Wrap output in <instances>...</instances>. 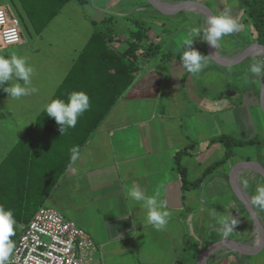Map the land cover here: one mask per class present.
Instances as JSON below:
<instances>
[{
  "label": "crops",
  "instance_id": "0c3cea01",
  "mask_svg": "<svg viewBox=\"0 0 264 264\" xmlns=\"http://www.w3.org/2000/svg\"><path fill=\"white\" fill-rule=\"evenodd\" d=\"M220 1L222 8L215 0L219 13L237 3V0ZM203 2L214 10L207 0ZM236 13L233 10L232 15L235 17ZM202 19V26L206 27L205 17ZM188 22L194 20L188 18ZM34 35H37V41L33 34L26 35L27 48L19 50L17 45L21 44H15L8 50L9 58L12 55L22 57L33 68L31 87L37 91L18 99L6 92L0 95V120L6 121L5 136L6 131L15 135V131L23 129L21 137L14 139L24 144L16 169L27 167L31 172L36 169L35 175L28 179L26 175L24 177L28 184H40L43 188L39 190H45V181L53 182L45 199L42 196L35 199L36 210L30 213L28 221L40 203L63 212L97 244L94 259L89 264H198L207 247L225 239L218 223L221 217L230 215L237 219L242 212L239 217L244 223L248 222L243 214L244 206L233 190L230 173L237 162L244 160L258 161L264 166V147L253 158L237 155V146L234 155L214 169L203 185L186 191L182 188L174 158L183 151L181 163L187 168L189 178L196 180L225 155L224 143H212L213 139L233 135L244 141L255 140L260 133L264 138L261 77L250 76V73L244 76L245 80L251 78L255 83L251 89L250 86L236 89L237 84L218 86L216 79L209 80L205 73L218 70L234 76L227 70L234 65L222 66L212 60L207 53V42L200 38L198 50L208 56V65L192 75L182 66L178 54V48L183 50L180 47L182 34H174L163 45L168 57L160 54L150 59L145 68L139 69L133 83L115 98L109 113L95 129L89 134L85 132L84 136L83 131L73 128L61 134L59 125L52 123L53 118L38 110L36 105L45 98L41 81L47 68L41 61L47 50L43 52L45 47L39 42L46 36L43 33ZM226 36L219 41V51L228 59L250 45L251 39L243 32ZM229 39L239 42L234 49H229ZM170 52L174 53V58ZM256 60L251 56L244 61L250 65ZM17 82L23 84L14 78L10 85ZM74 146L80 149V159L75 164L70 161V150ZM250 183L255 184L252 189L256 194L259 187H264V176L253 174ZM133 185L146 195L159 194L158 202L163 203V210L169 213L168 223L162 230L147 223V210L142 204L127 198L125 189ZM238 225L239 220L235 229ZM245 225L240 234L232 233L227 238L244 245L255 244L258 230L250 224ZM263 254L264 248L253 255L228 251L219 254L212 263L227 264L224 261L227 258L229 264H264Z\"/></svg>",
  "mask_w": 264,
  "mask_h": 264
},
{
  "label": "rangeland",
  "instance_id": "374dc122",
  "mask_svg": "<svg viewBox=\"0 0 264 264\" xmlns=\"http://www.w3.org/2000/svg\"><path fill=\"white\" fill-rule=\"evenodd\" d=\"M16 3L15 0H0V9L7 12L10 17H18L20 19L22 34H23V42L19 46V50H23L27 48L29 43L26 41L28 33L33 34L34 40L37 41V33L35 28L32 25V21L28 17L25 8L20 0ZM164 3L170 4H177L184 0H161ZM203 2L204 0H196ZM208 3L212 6L214 10L217 7L215 4V0H207ZM218 7L222 8L221 1L218 0ZM222 1H231V0H222ZM149 2L148 0H86V1H79V0H58V7L57 12L53 14L52 18L50 19L49 25L47 28L43 29L39 33H43L46 38L43 37V41H39L43 48V52L45 50L46 53H43L42 58L43 60L41 63L47 68V73L44 74L42 79L41 89L45 90L42 94L45 96L38 105V110H43L45 105H47L50 101V98L53 95H56L61 86L59 84L70 76L72 67L75 64H80L82 59H85L84 56V49H86L87 44L89 43L92 32L94 30V26L97 24H103L104 21H108L112 28L113 38L109 39L110 41L107 42H98L101 43L100 47H105L107 51L111 54L113 50L116 53H126L124 56V61L133 64L138 67L136 73H138L142 68L147 66L148 62H151L150 59L158 56L164 55L167 58L168 53L164 52L163 45L166 44V41L174 34H186L191 30L192 27L202 26V17L204 16L206 21H204V25H207L208 17L206 14L199 9H188L183 10L184 13L177 15L171 14H164L156 9L151 3L152 6L146 5ZM205 3V2H204ZM239 2H234L233 7L231 8L232 12L237 13L235 17L239 19L241 24L240 32H243L250 38V44L254 42H258L256 40V32L254 28L248 23V27H245V23L243 22V10L242 8L238 7L237 4ZM144 4V5H143ZM146 5V6H145ZM217 10V9H216ZM215 12V11H214ZM189 16V17H188ZM199 17V18H198ZM186 18V19H185ZM188 18L194 20V22L189 23ZM202 20V21H201ZM245 27V28H244ZM25 30V33H23ZM25 36V37H24ZM226 36L225 38H227ZM30 40V38L28 39ZM198 38L194 41L193 47L199 48L197 44ZM1 41V39H0ZM226 41V40H225ZM224 41V43H225ZM252 41V42H251ZM2 42V41H1ZM0 42V56L9 57V50L8 48L14 47V45L6 46ZM239 42L236 40L229 39L228 46L229 49H234ZM136 44L137 49L134 53H132L133 45ZM156 44L161 46V49L156 50ZM183 44V41H182ZM16 46V45H15ZM132 46V49H131ZM155 46V48H154ZM227 46V47H228ZM232 46V47H231ZM234 47V48H233ZM146 49H153V53L157 51V53L153 56L146 55ZM155 49V50H154ZM220 43L218 42L217 48L215 51L219 56H223L220 51ZM246 49V48H245ZM244 49V50H245ZM243 50V51H244ZM149 51V50H148ZM242 51V52H243ZM14 51H12L13 54ZM17 54L19 51L15 50ZM241 52V53H242ZM207 53H208V43H207ZM240 53V54H241ZM135 54V55H133ZM169 55L174 58V53L170 52ZM239 55V54H238ZM237 55V56H238ZM17 56V55H16ZM161 56V57H162ZM236 56V57H237ZM259 60V57L264 60V54L262 52H256V54L252 55ZM235 58V56H233ZM251 57V56H249ZM248 57V58H249ZM228 59V58H227ZM231 59V58H230ZM154 61L151 63L153 65ZM141 66V67H140ZM248 61H244L237 63L234 66H230L227 69L228 71L231 70L234 76L227 74V72L222 71L221 73L217 70L216 72H209L205 73L208 75L207 77L209 80L211 78H215L216 82H218V86L226 87V86H235L237 84V88L240 90L247 88L250 86H254V82L252 79L247 78L248 80L244 79V76L247 77L248 68H249ZM107 70L109 76L114 74V65L111 63H99V70L98 73H103V71ZM140 69V70H139ZM74 72V69H73ZM97 73V72H96ZM140 73V72H139ZM237 74V77L235 75ZM34 75V74H32ZM251 76V75H250ZM89 79L96 80V76H91ZM14 80V78H13ZM90 82V80H87ZM11 82V81H10ZM9 82V85H10ZM62 82V85L64 84ZM91 84V82H90ZM5 85V86H9ZM59 86V87H58ZM264 86V78H260V91ZM98 88V86H96ZM130 85L127 87L129 88ZM126 88V89H127ZM214 91V87L211 88ZM56 91V92H55ZM0 92H4L0 89ZM120 94H115L113 96H106V102L110 103L109 101H113L115 98L119 97ZM37 110V111H38ZM52 123L54 124L56 121L55 119H51ZM5 122L0 120V206L4 208H8L13 212V216L17 223V230L18 233L21 234L23 228L29 222V215L35 209V199L40 198V196L45 199L50 192V189L53 185V182L45 181L46 188L44 191L39 190V188H43L40 184L29 183L28 191L22 187L21 183L15 182L16 177L15 173L20 174L21 169H16V164L20 161L21 158L19 155L21 149L24 144L15 142L14 139L16 137H21L23 133V129H18L19 131H15V135L13 132L6 131V136L3 130L5 128ZM2 125V126H1ZM16 130V129H15ZM21 131V133H20ZM260 137H256L253 143L249 145L239 146L237 155L239 154L242 156L250 155V157L256 158L259 154L257 152L260 150L262 151L264 145V138L262 137L263 134L260 133ZM260 139V140H259ZM42 145V142H40ZM258 145V146H257ZM235 148L233 151L235 152ZM29 169V172H28ZM27 169L26 178H30L31 175H35L37 173L36 169L31 168ZM253 174H260L256 171H247L244 172L239 179L240 186L244 189L248 199L250 200L251 197L255 196V190L252 188L255 186L254 183H250V177ZM21 175V174H20ZM22 176V175H21ZM40 187H39V186ZM26 186V185H25ZM26 188V187H25ZM39 191L41 192L39 195ZM23 193L20 201L16 200V197ZM27 197V198H26ZM238 197V196H237ZM239 202H241L244 206L243 211H245L244 216L248 220L245 222L246 224H250V227L253 226L255 230H257L256 224L254 219L250 215L247 207L242 202V200L238 197ZM20 202V203H19ZM43 205L40 203V206ZM255 209V208H254ZM257 212L258 217L261 219L262 223L264 224V212H260L258 209H255ZM239 216H242V212L240 215H237V219L239 220L238 228L234 230L233 234H240L242 231L245 230L246 225L242 221ZM239 217V218H238ZM225 239H232V238H225ZM233 240V239H232ZM232 252L237 253L238 250L226 248V249H218L216 250L207 260L206 264H213L212 261L218 258L219 254H224L225 252ZM264 257V254L262 255ZM227 259V258H226ZM224 259L225 263L229 264L227 260ZM219 264V263H216ZM221 264V263H220Z\"/></svg>",
  "mask_w": 264,
  "mask_h": 264
},
{
  "label": "trees",
  "instance_id": "16d2710c",
  "mask_svg": "<svg viewBox=\"0 0 264 264\" xmlns=\"http://www.w3.org/2000/svg\"><path fill=\"white\" fill-rule=\"evenodd\" d=\"M20 1L23 4L25 11L32 21V25L37 33L48 27L53 14L57 12L58 0ZM79 1L83 2L86 0ZM237 1L239 2V5L243 10L242 15L244 16L245 22H250V24L254 28V31L256 32V40L264 45V0ZM146 5L152 6L150 2H147ZM214 11L216 14H219L218 10L215 9ZM182 13L184 12L181 11L177 15H180ZM112 31L113 30L110 26V23L107 20L104 21L103 24H97L94 26L91 39L87 44L86 49H84V56L86 58L82 59V62H80V64L77 63L72 67L70 76L65 80V82H63L64 84L60 87L58 93L54 97V99L67 101L69 94L74 91H83L88 95L90 107L87 111L84 112L82 116L78 118L77 124L75 128H73L74 130L78 129L79 131H83L82 136L86 135L87 133L89 134L93 129H95L100 124L103 117H105L109 113L112 105L116 102L115 99L113 101H109L110 103L106 102V96H113L115 94L117 95L123 93L124 89H126L133 83L136 72L138 70V67L135 65V63L130 64L124 61V56L125 54H127V52L116 53L113 50V52L110 54L104 46L100 47L101 43L98 42H107L110 41L109 39L113 38V34L111 33ZM137 47L138 46H136V44L133 45L132 53L136 51ZM155 49L159 50L161 49V46L156 44ZM152 51L153 49H146V55L153 56L157 53V51H155L154 53ZM100 62L113 64L115 69L114 74H112V76H109L108 71L105 69L103 73H98ZM91 76H96L97 79H89ZM87 80H90L91 84ZM96 86H98V88ZM2 93L3 92H0V95H3ZM55 124L57 123L55 122ZM214 142L224 143L226 149L225 155L220 161H217L210 167H208L204 175L196 180H191L189 178L187 168L181 163V157L184 152L180 151L175 155L174 165L176 166V169L181 176L182 188L184 191L192 189L194 187H198L199 185H203L209 179V176L212 171H214V169L228 161L234 155L233 148L237 146L249 145L253 143L254 140L251 139L244 141L241 139H237L233 135H222L218 138L213 139L212 143ZM20 169L22 178L21 176H18L14 180L15 182L21 183L22 187H24V189L28 191L29 184L28 182H25L26 178L24 177V175L28 173V168L21 167ZM22 195L23 193H20V195L16 197V200L20 201ZM16 226L17 223L15 225V235L11 238L14 243V247L21 235L18 233Z\"/></svg>",
  "mask_w": 264,
  "mask_h": 264
},
{
  "label": "clouds",
  "instance_id": "9594fccd",
  "mask_svg": "<svg viewBox=\"0 0 264 264\" xmlns=\"http://www.w3.org/2000/svg\"><path fill=\"white\" fill-rule=\"evenodd\" d=\"M241 30L239 19L232 15L231 8L226 7L219 14H210L206 27H192L189 32L181 35L183 44L182 51L178 48V54L182 66L188 73L196 75L208 65V56L202 55L198 49L193 47L197 38L206 41L212 48H217L218 42L226 35L238 33ZM251 76L264 78V60L252 62L248 68ZM33 68L28 66L25 59L12 55L10 58L0 56V89L12 98H21L35 93L37 90L31 87V77ZM15 78L22 81L9 85ZM9 85V86H5ZM90 107L89 97L83 91H74L69 94L67 101L53 99L45 105L44 112L55 119L59 125L60 133H66L69 129L75 128L78 118ZM70 161L75 164L80 159V149L74 146L70 150ZM126 196L130 201H134L147 210L146 221L156 230H162L168 223L169 213L163 210V203L157 200L158 193L146 195L136 186L125 189ZM253 208L264 212V187H259L255 196L248 202ZM124 218H127L126 216ZM222 235L227 238L235 230L238 220L230 215L221 217L218 220ZM133 224H135L133 222ZM16 220L13 212L0 206V264H6L13 254L14 243L12 237L15 235Z\"/></svg>",
  "mask_w": 264,
  "mask_h": 264
},
{
  "label": "built area",
  "instance_id": "2783aa9c",
  "mask_svg": "<svg viewBox=\"0 0 264 264\" xmlns=\"http://www.w3.org/2000/svg\"><path fill=\"white\" fill-rule=\"evenodd\" d=\"M18 17L0 9V39L4 45L23 42ZM97 244L87 231L52 206H40L24 226L6 264H89Z\"/></svg>",
  "mask_w": 264,
  "mask_h": 264
},
{
  "label": "water",
  "instance_id": "95a60500",
  "mask_svg": "<svg viewBox=\"0 0 264 264\" xmlns=\"http://www.w3.org/2000/svg\"><path fill=\"white\" fill-rule=\"evenodd\" d=\"M156 9H158L160 12L164 13V14H178L179 12L183 11V10H188V9H199L200 11L204 12L206 14V16L208 17L210 14H216L214 12V10L207 5L204 2H200V1H196V0H184L181 1L177 4H172L171 6L169 5H164V3L160 0H148ZM256 47H259L262 51V53L264 54V45L261 44L260 42H254L252 44H250L241 54H239L237 57L235 58H231V59H227L224 58L222 56H219L217 54V52L215 51L214 48H212L209 44H208V53L210 55V57L212 58V60H214L216 63L222 65V66H230V65H236L237 63L242 62L243 60L247 59L249 56H252L254 54H256V52H254V49ZM261 107L262 110L264 111V86L262 88L261 91ZM247 165H259V169L256 168V172L260 173L262 176H264V166L258 162V161H250V160H244V161H240L237 162L230 173V180H231V184L233 187V190L235 192V194L242 200V202L245 204V206L247 207L250 215L252 216V218L254 219V222L256 224V227H259L261 232H262V239L261 242L259 244V246H257L256 248H246L244 246H242L243 244L240 245L239 242H237L236 240H232V239H222L219 240L215 243H213L212 245H210L209 247H207L200 255L199 259H198V264H201L202 259L206 258V262L208 260V258L219 248H222L224 246V244L228 243H234L236 245V250H238L240 253L245 254V255H253V254H257L258 252H260L263 248H264V224L262 223L261 219L258 217V215L256 214V212L254 211V209L252 208V206L248 203L249 201L244 197V195L242 194V192H240L239 188L236 186V182H235V177L238 176L240 170L247 166Z\"/></svg>",
  "mask_w": 264,
  "mask_h": 264
},
{
  "label": "bare ground",
  "instance_id": "6f19581e",
  "mask_svg": "<svg viewBox=\"0 0 264 264\" xmlns=\"http://www.w3.org/2000/svg\"><path fill=\"white\" fill-rule=\"evenodd\" d=\"M161 1V0H160ZM163 2V1H162ZM164 3V2H163ZM164 5H169V6H171L172 4H170V3H164ZM254 52H262L261 51V49L259 48V47H256L255 49H254ZM256 168L257 169H259L260 167H259V165H247V166H245V167H243L241 170H240V172H239V174H238V176H236L235 177V182H236V186L239 188V190H240V192H242V194L244 195V197L249 201V199H248V197H247V195H246V193L244 192V189L240 186V182H239V179H240V176L244 173V172H249V171H251V170H256ZM253 208V207H252ZM254 209V208H253ZM254 211L256 212V210L254 209ZM256 214H257V212H256ZM257 230H258V238L256 239V243L255 244H250V245H242V246H244V247H246V248H256L257 246H259V244H260V242H261V239H262V232H261V230H260V228L259 227H257ZM241 245V244H240ZM224 248H231V249H234V250H236V245L234 244V243H226V244H224V246H223ZM207 262H206V258H204V259H202V261H201V264H206Z\"/></svg>",
  "mask_w": 264,
  "mask_h": 264
}]
</instances>
